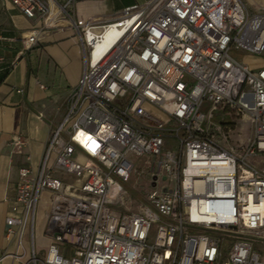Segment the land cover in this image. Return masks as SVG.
I'll use <instances>...</instances> for the list:
<instances>
[{
	"label": "built area",
	"instance_id": "2783aa9c",
	"mask_svg": "<svg viewBox=\"0 0 264 264\" xmlns=\"http://www.w3.org/2000/svg\"><path fill=\"white\" fill-rule=\"evenodd\" d=\"M8 1L37 24L21 34L23 50L68 26L84 57L37 169L18 170L4 229L20 250L12 256L24 264H264V67L235 57L264 54V4L150 0L78 27L75 0ZM151 108L167 115L168 128ZM239 122L250 136L234 144ZM9 144L25 147L19 135ZM134 171L148 175L150 190L141 211L126 212L123 184Z\"/></svg>",
	"mask_w": 264,
	"mask_h": 264
},
{
	"label": "crops",
	"instance_id": "0c3cea01",
	"mask_svg": "<svg viewBox=\"0 0 264 264\" xmlns=\"http://www.w3.org/2000/svg\"><path fill=\"white\" fill-rule=\"evenodd\" d=\"M149 1L75 0L71 14L79 27L86 21H107L125 8ZM36 25L8 0H0V264L26 261L27 257L12 256L20 253L17 243L4 238L5 217L15 194L18 170L37 169L50 132L62 120L84 70L82 46L73 27L47 31L35 47L23 50L21 34ZM15 135L25 141L22 151L9 144ZM39 231L37 236L42 239Z\"/></svg>",
	"mask_w": 264,
	"mask_h": 264
},
{
	"label": "rangeland",
	"instance_id": "374dc122",
	"mask_svg": "<svg viewBox=\"0 0 264 264\" xmlns=\"http://www.w3.org/2000/svg\"><path fill=\"white\" fill-rule=\"evenodd\" d=\"M242 1L244 2L246 8L250 11H255L258 7H260L264 3V0H242ZM235 57L239 62L245 65H248L250 69L252 70H257L261 67H264V54L263 55H250L246 53H239ZM207 109H208V106L206 103H204L201 110L203 112H206ZM151 110L154 112L155 115H157L164 122L167 120V115L161 112L160 110H157L155 108H151ZM215 121L218 123H221L220 120L218 119H215ZM169 125L168 123L165 122L163 127L168 128ZM249 136H250V130H248L247 124L246 123L243 124L242 122H239L236 126V129L232 133L230 139L234 144H243L245 143L246 139ZM223 145H226V144L223 143ZM175 146L176 145L172 144L170 146V149H175ZM136 168L137 169L140 168L139 163H136ZM148 181H149L148 175H145V174L137 175L134 171L131 176L130 181L128 183L123 184L124 190L126 191V197H127V200H126V203L123 209L126 212H138L142 210L144 205H147L144 202L142 191L148 192L150 190ZM163 185L164 183L160 182V186H163ZM43 209H44V206L41 205L37 210L40 216L44 214ZM43 226H44L43 221L40 224V226L39 225L37 226V230L40 229L41 234L43 232ZM45 242H46L45 240L40 239L39 235L37 236L36 244L40 247L37 249V252H38V255L42 257L46 253V250L42 248ZM260 253H261V259L264 260V246L262 247V251H260Z\"/></svg>",
	"mask_w": 264,
	"mask_h": 264
}]
</instances>
